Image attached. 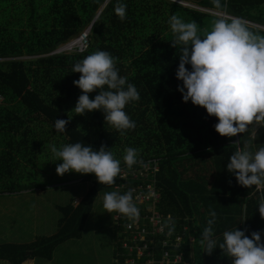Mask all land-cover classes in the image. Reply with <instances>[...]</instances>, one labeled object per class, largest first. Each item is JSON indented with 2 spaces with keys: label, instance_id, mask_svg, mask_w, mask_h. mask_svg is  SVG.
<instances>
[{
  "label": "trees",
  "instance_id": "obj_1",
  "mask_svg": "<svg viewBox=\"0 0 264 264\" xmlns=\"http://www.w3.org/2000/svg\"><path fill=\"white\" fill-rule=\"evenodd\" d=\"M14 1L0 0V98H4L0 104V197L47 190L48 186L37 180H43L44 174L48 173H52L51 177L57 176V172L42 173V166L57 167L62 162L51 153L52 144L60 148L80 142L97 151L106 145L121 161V168L132 170L140 166L139 162L127 167L123 160L125 153L119 151V147L128 146L138 150V159L142 163L160 160L157 174L161 189L159 212L171 214L176 220L204 214L218 195V188L216 195L208 190L210 184L225 175L228 185L222 192L225 196L241 198L247 205L246 235L251 237L253 231H260L264 240V219L258 208L264 190L239 185L235 175L227 170V163L238 147L247 145L254 153L264 146V125L255 131L249 126L243 134L223 137L215 130L216 117L190 100L183 101V94L178 90L183 82L176 77L179 46L178 49L172 46L175 37L168 23L173 14L179 13L184 22L195 20L203 37L204 32L211 30L212 22L221 17L219 12L226 13L229 19L242 18L264 27V0H221L226 7L220 9L215 8L211 0H201L197 4L202 11L168 0H27L26 26L21 20L8 23L9 8ZM118 2L127 5L123 21L114 11ZM14 9L20 10L18 6ZM90 26V44L84 52L53 53ZM247 26L253 34L264 36V30ZM96 51H107L118 58L119 75L127 77V82L134 84L140 94L138 101L129 102L125 107L136 128L126 130L124 135L105 122L102 110L85 115L72 112L82 94L73 83L81 75L72 72L73 66ZM28 56L31 57L25 58ZM186 67L191 71V65ZM98 94L99 90L92 92L90 98L94 99ZM69 116L67 131L58 133L55 121L69 120ZM253 132L252 142L245 140ZM46 153L50 155L48 163L44 160ZM206 172L210 173L207 182L200 179L187 189L183 186L186 185L183 180L195 179ZM69 174L72 172L59 177L62 179ZM82 176L83 182L92 187L78 206L72 203L60 208L64 213L60 230L31 242H3L0 259L12 264H23L38 256L53 259L60 243L83 236L99 193L121 182L119 176L112 185L100 184L94 174ZM192 192L199 195L198 207L192 203ZM205 192L208 194L204 195ZM222 198L225 197L218 196V199ZM193 222L188 223V234L195 237L194 244H191L190 236L185 235L183 246L177 249L168 246L167 249L172 253H183L188 264H228L231 259L220 249L219 257L213 253L203 254L204 247L200 243L203 229L194 227ZM123 229L124 226L116 227L113 256L120 260H114V264L145 263L148 257L136 263L124 261L122 238L118 241V233ZM165 237L155 238L156 258L162 255L161 240Z\"/></svg>",
  "mask_w": 264,
  "mask_h": 264
},
{
  "label": "clouds",
  "instance_id": "obj_2",
  "mask_svg": "<svg viewBox=\"0 0 264 264\" xmlns=\"http://www.w3.org/2000/svg\"><path fill=\"white\" fill-rule=\"evenodd\" d=\"M211 2L217 9L226 7L221 0ZM126 10L124 3L115 5L114 11L121 21L126 19ZM168 23L175 37L172 46L177 49L179 46L176 77L183 82L178 86L183 101L190 100L216 117L215 130L223 137H234L244 133L250 125H261L264 122V36L253 34L242 18L221 16L212 22L211 30L204 32L203 37L199 34V24L195 20L184 22L179 13L173 14ZM117 60L107 51H96L74 64L72 72L81 75L73 83L82 94L72 112L85 115L102 110L105 122L124 135L126 130L136 128L125 107L129 102L138 101L140 94L134 84L127 82V77L119 75ZM186 65H191V71ZM97 90L99 94L91 99L90 93ZM70 119V116L69 120L57 119L56 131H67ZM108 149L102 145L97 151L80 142L60 148L50 145L51 153L57 161H62L56 167L58 175L69 172L94 174L100 184L112 185L121 174V161ZM138 155L136 148L125 149L123 160L127 167L142 163ZM227 170L243 187L256 186L258 191L264 188V146L254 153L247 145L238 147L227 163ZM133 193V189L124 194L105 192V212H118L130 220H138L140 209L134 202ZM258 208L264 219V195L258 201ZM209 217L200 241L205 253L211 255L219 248L231 259V264H264V240L260 231H253L251 237L239 227L224 231L223 242L217 247V240L213 238L217 218L214 209L210 210ZM163 227H167L168 235H171L175 231V221L169 218Z\"/></svg>",
  "mask_w": 264,
  "mask_h": 264
},
{
  "label": "rangeland",
  "instance_id": "obj_3",
  "mask_svg": "<svg viewBox=\"0 0 264 264\" xmlns=\"http://www.w3.org/2000/svg\"><path fill=\"white\" fill-rule=\"evenodd\" d=\"M168 1L202 11L197 4L201 0H193V2L179 0ZM16 6H18L20 10H15L14 8ZM27 8V0L14 1L13 6L9 8L10 14H8V20L10 21L8 23H17L21 20L26 26L28 21ZM217 14L229 18L226 13L218 12ZM247 24L251 27L264 30V27L256 25L255 23L247 22ZM17 27L20 28L21 26L18 25ZM29 57L31 56L25 58ZM3 102L4 98L1 97L0 104H3ZM263 125L264 122H262L261 125L254 124L250 126L253 130H258ZM37 131L40 132L38 129ZM252 136L253 135L245 140L252 142ZM126 148L129 147L126 146ZM126 148L121 146L119 147V151L125 153ZM45 155L46 158L44 160L47 162L50 155L49 153ZM180 165L182 164L180 163ZM202 166H205V164ZM42 167L44 170L42 173L50 170H54V173L56 172V169H54L56 166L44 164ZM51 175L52 173L44 174L43 180H37L40 184L48 186L45 191L0 197V244L10 241L31 242L37 240L41 236H50L57 233L60 230V221L64 217V213L60 208L66 207L72 203L78 206L82 202L81 200L84 199L88 190L92 187V184L83 182V174L72 172V174L62 177V179H60L58 174L52 177ZM207 177L208 180H210L209 172L204 173L202 176H196L195 179L194 177H188L187 180H183V182H186V185L183 184V186L187 189L191 183L194 181L198 182L200 179L207 182ZM110 191H114L113 188L106 187L97 196L82 237L72 238L60 243V245L56 247L53 259L38 256L34 259H28L26 264H114L113 252L116 245L117 234L116 220L114 218L116 212L108 213L105 212L106 210L103 208L104 193ZM191 195L193 200L192 203L195 207H198L200 205L199 195L195 192H192ZM6 262L9 264L8 261L0 259V264H6ZM23 264H25V262Z\"/></svg>",
  "mask_w": 264,
  "mask_h": 264
},
{
  "label": "built area",
  "instance_id": "obj_4",
  "mask_svg": "<svg viewBox=\"0 0 264 264\" xmlns=\"http://www.w3.org/2000/svg\"><path fill=\"white\" fill-rule=\"evenodd\" d=\"M89 35L90 29H87L63 46L60 52H84L90 44ZM159 162L160 160L156 158L145 163H139L140 166L132 170L121 168L119 175L121 183L113 187L114 191H119L121 194L133 189L134 202L140 209V217L135 221L118 212L114 217L116 227L124 226L123 231L118 233V241L119 238H122L121 247L124 251L121 252V255L126 257L124 260L126 263H136L138 260L142 261L143 257H148L145 263L141 262L140 264H188L183 253H172V250L167 249V247L180 248L185 244V235L190 236L189 240L191 244H194L195 237L188 234V223L194 220L192 218L176 220L171 214L165 215L158 211V205L161 201V189H159L157 175L160 170ZM263 190L264 188L260 189V191ZM169 218L175 221V231L171 235H168V228L163 227ZM160 236L166 237L161 240L162 255L160 258H156L155 238ZM114 260L119 262L120 258H114Z\"/></svg>",
  "mask_w": 264,
  "mask_h": 264
},
{
  "label": "crops",
  "instance_id": "obj_5",
  "mask_svg": "<svg viewBox=\"0 0 264 264\" xmlns=\"http://www.w3.org/2000/svg\"><path fill=\"white\" fill-rule=\"evenodd\" d=\"M254 134L252 136L253 138H254ZM227 185H228V181L225 179V175H220L219 177H217V179L210 184L208 190L213 195H216L215 191L218 188V195H216V197L212 199L211 201L212 205H210L209 209H206L204 214L196 213L197 215L193 217L194 224H195L193 226L200 227L204 230V228L207 227V220L210 218L209 217L210 210L214 209L216 211L217 218H216V223L213 226V229H214L213 238L217 240V247L219 246V243H221V239L223 238L222 234L224 231L234 230L238 227L240 228V230H242V228H244L245 230V223H246V218H247L246 203H244V201L241 198L239 199L232 195L225 196L226 194L222 192V191H225ZM205 194H208V192H205L204 195ZM219 195H222L225 198L218 199ZM245 232L247 231L245 230ZM218 249L219 248H216L213 251V254L219 257L221 254V251H219ZM205 250L206 249L204 247L203 254H206ZM6 261H8L9 264H11L9 260H6ZM26 263L27 261L25 262V264ZM228 264H231V260L228 262Z\"/></svg>",
  "mask_w": 264,
  "mask_h": 264
},
{
  "label": "water",
  "instance_id": "obj_6",
  "mask_svg": "<svg viewBox=\"0 0 264 264\" xmlns=\"http://www.w3.org/2000/svg\"><path fill=\"white\" fill-rule=\"evenodd\" d=\"M109 1V0H108ZM107 5V4H106ZM100 15V14H99ZM90 30H91V26H90V28H89ZM63 48V47H62ZM62 48H60V49H58V50H56V51H54L53 53H58V52H60L61 50H62ZM52 53V54H53Z\"/></svg>",
  "mask_w": 264,
  "mask_h": 264
}]
</instances>
